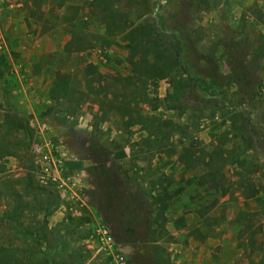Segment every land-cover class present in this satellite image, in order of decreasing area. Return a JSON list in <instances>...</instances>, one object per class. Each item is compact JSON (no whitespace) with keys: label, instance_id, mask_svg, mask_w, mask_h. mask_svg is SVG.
Returning a JSON list of instances; mask_svg holds the SVG:
<instances>
[{"label":"rangeland","instance_id":"rangeland-1","mask_svg":"<svg viewBox=\"0 0 264 264\" xmlns=\"http://www.w3.org/2000/svg\"><path fill=\"white\" fill-rule=\"evenodd\" d=\"M90 2L0 0V103L4 112L22 119L33 131L31 146L19 151L20 156L0 159V244L11 241L17 261L27 249L34 262L53 251L59 264H74L79 249L87 258L85 264H105L101 255L91 254L101 223L126 254L125 264H248L264 259V54L255 53L264 34V0H111L132 27L146 26L163 44L178 39L183 46L181 62L188 64L190 76L216 89L210 102L192 96L193 104L179 116L164 106L166 80H150L141 87L157 100L152 113L183 127L169 137L171 147H166L175 154L130 147L145 133L139 127L126 129L118 115L126 110L118 103L124 102L121 93H135V85L121 81L130 75L129 44L120 35L105 32ZM72 16L81 32L78 39L90 45L79 53L66 48V18ZM232 43L237 52L226 57L224 50ZM243 59L247 75L232 74L229 60L238 65ZM87 62L107 80V99L79 95L86 92ZM56 72L68 77L67 99H51ZM114 94L119 95L113 105L119 113L108 102ZM138 104L142 114L151 113V105ZM99 111L106 114L103 121L96 119ZM233 114L240 131L231 130ZM224 132L223 148L234 150L230 155L235 157L228 155L223 161V188L214 192L198 181ZM43 139L52 142L54 156L60 154L57 168L70 188L67 195L38 181L33 145ZM10 141L12 146L14 139ZM89 142L104 150L90 153ZM115 152L121 159H113L120 170L109 168L114 193L93 195L98 189H93L94 177L87 172L90 158L101 163ZM247 166L258 188L249 199L235 183ZM28 173L37 185L58 196L57 208L45 218L48 234L41 246L30 239L35 238L37 219L30 196H24L21 226H12L4 216L10 197L24 194L22 178ZM159 194L167 196L163 216L151 206ZM68 217L88 221L69 233Z\"/></svg>","mask_w":264,"mask_h":264},{"label":"trees","instance_id":"trees-1","mask_svg":"<svg viewBox=\"0 0 264 264\" xmlns=\"http://www.w3.org/2000/svg\"><path fill=\"white\" fill-rule=\"evenodd\" d=\"M2 1H12V0H2ZM41 0H38V2ZM203 2H208V0H203ZM91 7L97 10V17L99 21L103 24L105 32L111 35H120L124 41L129 44V56L127 57L128 63L130 65V75L123 78L121 81H126L129 85H135V93L127 96L121 93V97L124 102H118L120 108L122 106L126 107L124 111L119 110L120 108H113L116 101L119 99L118 94L110 95L108 102L115 112H120L119 119L121 123L124 124L126 129L132 127H139L141 132L145 135L139 139V141L134 142L132 146L134 147H145V151L151 153H169L172 154V148L169 144V137L174 134L175 131L183 130V127L177 125L172 120H163L156 116L153 111L157 109L156 98L150 97L144 87L150 80H166L169 85V89L164 97V106L166 110L177 112L179 116L184 115V113L189 109L193 102H190V98L195 94L200 97L201 102L212 101V98L216 95V89L214 87L208 88L205 85L198 83L195 77L190 76L189 66L186 63L181 62V53L183 46L179 44L178 39H174L173 44H163L160 43L159 39L153 38L152 34L147 30L146 26L132 27L128 24L127 19L114 10V6L111 0H91ZM157 10H155L156 13ZM75 14V13H74ZM43 15V13H40ZM154 19H157L156 17ZM67 26L69 27V40L66 44L67 49H73L74 52H80L87 49L90 45L84 40L78 39V34L81 32L75 29L73 24V16L66 18ZM77 40V46L73 47V43ZM261 43L259 44L257 51L255 53L264 54V34L260 35ZM233 44V43H232ZM237 47L235 44L227 50H224L226 57L233 58V54H236ZM246 56V55H244ZM243 57V56H242ZM228 64L231 66V73L237 74L240 71L247 75L248 67L243 60L239 61V64H234L230 61ZM240 77H242L240 74ZM83 76L86 79V92H80V96L87 97V95H93L96 97H102L107 99V91H105L109 86L107 80L103 78L97 70L96 65L87 62L83 69ZM1 78V73H0ZM235 79V78H234ZM112 82H116L111 79ZM236 82V79L234 80ZM255 85V84H254ZM122 85H120L121 88ZM124 86V85H123ZM138 87V88H136ZM242 89V88H241ZM136 91H140L137 94ZM70 92V86L68 77L65 74L56 72L55 74V86L53 88L52 100H64L67 99V95ZM103 93V94H102ZM251 99V98H250ZM245 98H241V101ZM139 101L146 105H151V113L142 114L139 111L137 105ZM153 104V105H152ZM105 113L99 111L96 119L103 121L105 119ZM227 115V114H225ZM224 115V116H225ZM236 116L230 118L231 130L234 131L241 130L236 126L235 121ZM187 127H184V129ZM227 132H224L212 153H209V161L207 162V172L199 178V185H207L208 189L217 192L223 188L224 175L222 173L223 161L229 157H235L230 155L234 150H228L223 148L222 139L227 138ZM234 134L233 139L236 138ZM14 139V144L10 146V139ZM33 141V131L28 127V125L20 118L15 117L8 112H4L2 105L0 103V159L4 156H20L19 151L27 150ZM169 143V144H168ZM21 145V146H20ZM10 146L9 150L8 147ZM90 153L97 154L99 151H103L99 146L94 143H88ZM237 147V146H236ZM240 147V146H239ZM190 151L184 148V151ZM142 150H139V152ZM241 154L244 150H239ZM175 154V153H174ZM108 155V153H107ZM180 157V156H179ZM182 159V156L180 157ZM91 166L88 168V175H92L94 180L91 179V185L94 190L93 195L103 196L104 191L112 192L111 183L109 180L112 178L113 173L110 169L120 170L117 162L113 158H105V161L97 163L91 160ZM110 168V169H109ZM1 169V168H0ZM249 166L245 167L243 170L239 171L238 179L236 180L237 189H239L241 195L245 199H249L257 195L258 188L253 183V180L249 177ZM2 171L0 170V173ZM109 174L111 177L107 176ZM105 177V180L102 179ZM109 177V178H108ZM27 180V181H26ZM22 182H25L24 194H14L10 197L8 201L9 211L4 213L5 218L8 223L21 226L20 218L24 209V196H30V201L35 212V217H37L35 222V234L30 238L32 242L34 241L36 245L41 246L43 242L47 241V224L45 223V218L53 213L58 206L57 195L53 192L46 190L45 188L37 185L31 174H27L25 178H22ZM114 193V192H112ZM167 198L166 194H159L153 198L151 204L152 210L157 209L159 212L157 215L163 216L165 210V205L162 206L163 202ZM264 208V200H263ZM264 210V209H263ZM88 220L86 218H70L68 217L66 222L67 227L71 230L67 232H73V229H77L81 225L85 224ZM69 229V228H67ZM25 239V238H24ZM153 242V241H152ZM57 249V248H53ZM77 249V248H76ZM16 248L14 244L9 242H3L0 244V264H59L55 259V254L53 251L50 254L42 253L38 258L37 262L33 261L31 253H27V249L22 250L20 260L15 258ZM161 254V253H160ZM158 258V257H157ZM74 264H85L86 257L82 256L79 249L76 250L75 255H73ZM40 262V263H39ZM248 264H264V259H260L257 262L251 261Z\"/></svg>","mask_w":264,"mask_h":264},{"label":"built area","instance_id":"built-area-1","mask_svg":"<svg viewBox=\"0 0 264 264\" xmlns=\"http://www.w3.org/2000/svg\"><path fill=\"white\" fill-rule=\"evenodd\" d=\"M52 148V142L46 139L33 145V152L39 163L38 181L45 186L56 188L62 195H67L70 188L66 184V178L60 177L62 172H59L57 168L60 154L54 156ZM91 254L101 255L105 259V264H125L126 262V254L121 246L115 242L110 229L101 223L98 224L94 233V250Z\"/></svg>","mask_w":264,"mask_h":264},{"label":"crops","instance_id":"crops-1","mask_svg":"<svg viewBox=\"0 0 264 264\" xmlns=\"http://www.w3.org/2000/svg\"><path fill=\"white\" fill-rule=\"evenodd\" d=\"M41 13H43V12H41ZM44 15V14H43ZM3 43H0V45H2ZM19 67V66H18ZM95 115V114H94ZM135 127H137V126H135ZM137 142V141H136ZM134 143V142H133ZM132 143V144H133ZM130 147H132L133 148V146L131 145ZM135 147V146H134ZM131 149V148H130ZM112 157H113V159H115V160H117L118 161V159H121V156L119 155V153H114L113 155H112ZM123 157V156H122ZM127 157H129V156H127ZM126 157H124L123 159H125Z\"/></svg>","mask_w":264,"mask_h":264}]
</instances>
